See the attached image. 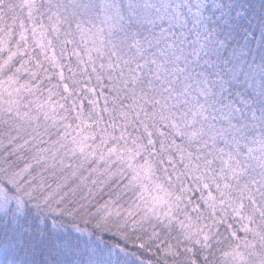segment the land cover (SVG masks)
Instances as JSON below:
<instances>
[{
	"label": "snow or ice",
	"instance_id": "obj_1",
	"mask_svg": "<svg viewBox=\"0 0 264 264\" xmlns=\"http://www.w3.org/2000/svg\"><path fill=\"white\" fill-rule=\"evenodd\" d=\"M8 6L0 264H264V0Z\"/></svg>",
	"mask_w": 264,
	"mask_h": 264
},
{
	"label": "clouds",
	"instance_id": "obj_2",
	"mask_svg": "<svg viewBox=\"0 0 264 264\" xmlns=\"http://www.w3.org/2000/svg\"><path fill=\"white\" fill-rule=\"evenodd\" d=\"M9 3L10 0H4V7H3V12L5 14V16H9L11 15V11L9 9ZM251 47V46H250ZM241 63L244 65V72L247 73L249 70L252 71H256V66L260 65V64H264V55L260 54L257 52L255 47L251 48V52L246 54L242 60ZM196 71H200V69H196ZM169 78L173 79V84H175V86L178 89H182L183 85H184V78L186 75V72L183 68H181V66L177 63H175V61H173L172 63L169 64V71L167 73ZM249 82H245L243 79H241V82L237 85L239 91H241L242 93H244L245 95H250L251 94V89L249 88ZM188 102H192L191 97L189 96L187 98ZM181 102H184V98H181ZM202 103H206V100H202ZM20 166H22L23 161L19 162ZM6 175V173L4 174ZM0 178H3V176H0ZM129 197H131V193L129 194ZM129 197H126V199H129ZM132 199H134V197H132Z\"/></svg>",
	"mask_w": 264,
	"mask_h": 264
}]
</instances>
